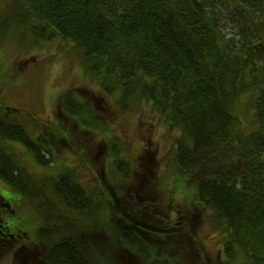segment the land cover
<instances>
[{"label":"trees","instance_id":"obj_1","mask_svg":"<svg viewBox=\"0 0 264 264\" xmlns=\"http://www.w3.org/2000/svg\"><path fill=\"white\" fill-rule=\"evenodd\" d=\"M8 3L0 10V42L11 26L20 46L26 35L38 45L59 36L74 43L104 100L114 99L122 110L135 99L148 102L176 134L179 186L210 211L214 228L224 227V258L231 264H264V66L259 64L264 59V0ZM224 20L239 28V40L226 36ZM251 92L256 118L247 130L239 102ZM89 100L93 103L66 89L57 102L79 131L98 133L104 121ZM94 105L98 109L99 101ZM19 110L0 104V180L40 219L29 245L41 252L25 263L180 264L174 255L160 258L159 246L152 248L143 238L147 233L126 217L130 225L118 231L113 218L123 219V213L110 190L98 180L85 184L79 177L77 166L88 167L82 148L58 172L32 173L7 141L21 143L40 165L54 169L52 141L47 135L35 138L17 116ZM53 129L64 135L60 126ZM108 146L112 167L105 183L120 191L116 176L130 180L144 167L124 157L118 137L108 139ZM142 194H134L129 212L144 214L152 205L153 198L140 200ZM0 204L2 211L13 209L5 197L0 196ZM152 209L147 211L156 213ZM0 220L8 232H1L3 238L17 236L5 217ZM16 231L19 240L25 231Z\"/></svg>","mask_w":264,"mask_h":264},{"label":"rangeland","instance_id":"obj_2","mask_svg":"<svg viewBox=\"0 0 264 264\" xmlns=\"http://www.w3.org/2000/svg\"><path fill=\"white\" fill-rule=\"evenodd\" d=\"M11 1L0 0V10ZM233 24L224 20L223 31L228 38L239 40V28ZM11 29L5 41L0 42V104L20 109L17 116L35 138L40 135L51 138L56 167H43L17 141H7L6 146L38 176L53 174L64 165L71 164L76 158V150L82 148L88 167L77 166L81 173L79 177L85 184L98 180L110 190L120 205L118 211L123 213V219L113 218L118 231L130 225L124 221L126 217L147 233L143 238L152 248L159 246L160 258H173L174 255L180 264H231L223 256L224 227L221 230L214 228L210 211L195 199L193 193L179 186L175 172L176 134L169 131L149 103L135 99L130 108L122 110L114 99L106 101L99 94L97 83L88 74L74 43L58 36L38 45L26 35L20 46L18 31L12 26ZM259 64L264 66V59ZM66 89H72L80 99L93 100V103L89 101L92 108L95 107L96 117L104 121L105 128L101 132L79 131L73 120L59 111L57 99L59 93ZM252 93L244 94L239 102L247 130L256 118ZM97 100L98 109L94 105ZM53 125L60 126L64 135L54 134ZM114 136L119 139L124 157L136 167H144L130 180L123 181L116 176L120 191L105 183L112 167L108 139ZM142 193L145 198L140 200L148 202L153 198L152 205L144 208V214L136 210L129 212L134 208V198H137L134 194L141 197L144 196ZM0 196L10 200L15 211L12 208L0 210V219L5 217L9 231L17 236V227L25 231L19 240L17 236L6 240L0 235V264H27L25 260L34 259L41 252V247L29 245L35 238L40 219L28 202L2 180ZM0 208L4 209L1 204ZM3 231L8 233L0 227V234Z\"/></svg>","mask_w":264,"mask_h":264}]
</instances>
